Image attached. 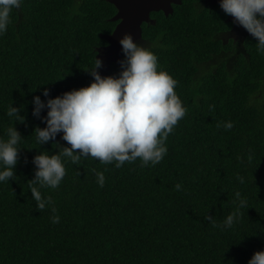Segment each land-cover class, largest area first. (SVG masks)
Returning a JSON list of instances; mask_svg holds the SVG:
<instances>
[{
	"label": "trees",
	"instance_id": "16d2710c",
	"mask_svg": "<svg viewBox=\"0 0 264 264\" xmlns=\"http://www.w3.org/2000/svg\"><path fill=\"white\" fill-rule=\"evenodd\" d=\"M192 3L183 0L173 15L143 27L140 42L177 80L186 108L167 137V154L154 166L139 158L119 168L68 160L60 185L41 189L52 203L39 211L28 183L32 159L70 146L61 134L37 143L33 131L45 124L32 115L33 97L92 82L88 71L106 45L100 35L115 25L108 20L114 10L104 0H23L13 10L0 36V137L14 126L23 138L15 177L0 183V264H247L264 250V55L253 37L233 43L223 34L222 11ZM121 62L102 78L117 77ZM11 105L23 122L6 115ZM236 192L246 206L223 228L238 206Z\"/></svg>",
	"mask_w": 264,
	"mask_h": 264
},
{
	"label": "clouds",
	"instance_id": "9594fccd",
	"mask_svg": "<svg viewBox=\"0 0 264 264\" xmlns=\"http://www.w3.org/2000/svg\"><path fill=\"white\" fill-rule=\"evenodd\" d=\"M22 4L23 0H0V36L7 31L13 10ZM219 7L257 41V53L264 55V0H220ZM119 44L125 59L117 77L102 78L97 71L102 62L95 57V67L88 71L92 77L88 86L55 98H50L45 88L42 92L45 100L33 97L32 115L45 124L33 131L37 143L45 145L61 134L60 138L70 146L51 155L42 151L32 159L35 172L28 183L38 211L52 203L50 197L42 196L41 189L60 185L68 160L76 164L82 158H94L104 164L115 162L119 168L139 158L142 166L149 163L154 166L167 154V137L186 114L175 91L178 82L159 68L154 52L135 43L130 35H124ZM45 109L46 116H42ZM20 112L21 108L11 105L6 115L23 122ZM223 127L228 130L233 124L229 121ZM22 138L14 126L7 129V139L0 137V183L15 177ZM97 178L103 187V173L98 172ZM235 198L238 206L220 225L223 228H231L238 222L239 210L246 206L239 192ZM52 211L55 213V208ZM205 219L217 226L211 216ZM52 222L58 223L59 216H53ZM247 264H264V250L255 252Z\"/></svg>",
	"mask_w": 264,
	"mask_h": 264
},
{
	"label": "water",
	"instance_id": "95a60500",
	"mask_svg": "<svg viewBox=\"0 0 264 264\" xmlns=\"http://www.w3.org/2000/svg\"><path fill=\"white\" fill-rule=\"evenodd\" d=\"M110 4L117 9L116 15L110 21H119L112 33L100 35V38L106 42L105 46L96 49V59L102 64L99 68V74L107 73L110 64H118L122 61V49L119 40L124 35H130L136 43L141 38V23L148 22L151 11H163L167 15V4L163 0H108ZM148 2V3H147ZM220 3V1H219ZM218 3V5H219ZM230 22V16L226 19Z\"/></svg>",
	"mask_w": 264,
	"mask_h": 264
},
{
	"label": "flooded vegetation",
	"instance_id": "af4514ba",
	"mask_svg": "<svg viewBox=\"0 0 264 264\" xmlns=\"http://www.w3.org/2000/svg\"><path fill=\"white\" fill-rule=\"evenodd\" d=\"M219 1L220 0H199V1L196 2L195 0H193L192 5L194 7L196 5H198L199 7L204 8L207 11H212L214 9H215V11H217V9L220 10V11H222L220 9L219 5H218ZM104 2L108 3L112 7V9L114 10L113 15L108 19L110 21V19H112L116 15L117 9L114 7V5L110 4L108 0H104ZM163 2L167 4V9H166L167 15L165 16V14H164L163 11H151L150 14H149V19L147 20L148 22H143L140 25V27H141V38L139 40H137L136 43L141 44L140 42L142 40L143 27L155 25L156 19H159V15H162L164 18H167V17L173 15L174 12L177 11L179 9V7H181L183 5V0H163ZM228 17L229 16L226 15V17H225V23L229 24V29L227 30V32L226 31L223 32L224 35H226V33H227V37H229V39H231L232 41L234 40L233 42L241 41L242 38H245V37L250 36L246 32V30H244L241 26H238L237 24H235L233 22V18L231 16H230V18L232 20L230 22H227L226 19ZM110 22H112V21H110ZM118 22L119 21L113 22V23H115V25H114L113 29L111 30V32L105 33V34H102V35H108V34L112 33V31L114 30V28H115V26L117 25ZM142 44L144 46L149 45L147 42H142ZM97 71L99 72V70H97Z\"/></svg>",
	"mask_w": 264,
	"mask_h": 264
},
{
	"label": "rangeland",
	"instance_id": "374dc122",
	"mask_svg": "<svg viewBox=\"0 0 264 264\" xmlns=\"http://www.w3.org/2000/svg\"><path fill=\"white\" fill-rule=\"evenodd\" d=\"M99 73V72H98ZM263 95H264V93H263Z\"/></svg>",
	"mask_w": 264,
	"mask_h": 264
}]
</instances>
